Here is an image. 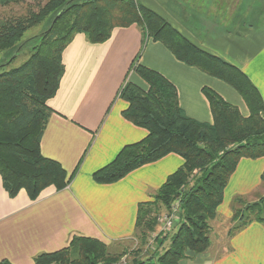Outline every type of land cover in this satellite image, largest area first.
<instances>
[{"label": "trees", "instance_id": "16d2710c", "mask_svg": "<svg viewBox=\"0 0 264 264\" xmlns=\"http://www.w3.org/2000/svg\"><path fill=\"white\" fill-rule=\"evenodd\" d=\"M20 1L25 0H0V6ZM43 22L48 23L47 28L36 36L39 43L29 57L7 69L21 51L24 34ZM134 24L142 30L144 44L150 39L161 42L181 62L229 84L250 111L249 116L242 115L214 89L204 87L214 122H199L185 114L172 82L136 63L133 67L148 87L128 82L120 90L119 95L128 102L123 116L146 128L148 135L125 145L93 178L98 183H113L169 153L182 156L183 165L153 194V200L139 204L136 237L142 246L147 245L150 234L161 224L160 212L171 208L174 200L181 222L171 233L156 237L161 251L139 257V248L127 264H183L210 248L212 221L240 159L264 156V100L240 68L200 48L138 0H36L34 6L28 5L27 13L0 18V53L11 54L0 65V175L11 197L25 189L32 200L49 186L61 190L71 183L75 173L68 174L60 162L41 152L52 114L47 101L56 94L65 70L63 51L78 33L92 43H102L114 28ZM244 201L242 196L234 199L229 237L253 222L264 224V195L239 208ZM121 258L105 242L76 235L67 247L38 254L35 263L123 264ZM0 264L12 263L2 260Z\"/></svg>", "mask_w": 264, "mask_h": 264}, {"label": "crops", "instance_id": "0c3cea01", "mask_svg": "<svg viewBox=\"0 0 264 264\" xmlns=\"http://www.w3.org/2000/svg\"><path fill=\"white\" fill-rule=\"evenodd\" d=\"M167 19L200 48L237 66L248 75L264 100V0H138ZM65 67L41 141L45 157L61 163L71 183L45 188L32 200L25 189L11 197L0 175V262L36 264L35 257L67 247L74 236L97 238L106 244L136 238L138 207L184 163L169 153L113 183H98L93 174L120 150L148 135V130L123 116L128 102L119 94L133 82L147 88L136 72L144 65L174 84L185 114L199 122H214L204 87L218 92L244 116L249 108L229 84L178 60L161 42L144 44L136 24L114 28L102 43L75 35L62 55ZM264 191V156L243 157L224 190L218 216L212 221L210 248L183 264H264V224L253 222L228 236L234 199ZM176 226V224L174 225ZM222 246H226L222 251ZM223 252V253H220Z\"/></svg>", "mask_w": 264, "mask_h": 264}, {"label": "rangeland", "instance_id": "374dc122", "mask_svg": "<svg viewBox=\"0 0 264 264\" xmlns=\"http://www.w3.org/2000/svg\"><path fill=\"white\" fill-rule=\"evenodd\" d=\"M36 4V0H25L20 1L19 3H11L9 6L2 7L0 6V18L9 16V15H18V14H25L27 13L28 5L34 6ZM48 23L43 22L37 26H34L30 28L23 36L22 38V45L19 47L21 49L19 55L17 56L16 60L10 65L7 66V69L17 67L21 63H23L31 54L32 48L39 43V39L36 38V36L40 35L42 32H44L47 28ZM11 54L9 52L0 53V65L7 62L8 59H10ZM264 195V191L261 193H258L255 197L250 198L249 200H245L242 204H239V208H244L246 203L257 201L260 197ZM177 200H174L172 203L171 208L168 210H163L160 213V218L164 216H170L173 215L176 216L174 224H178L181 222V219L179 218L180 208L175 205ZM159 218V219H160ZM239 223V222H237ZM233 225V224H232ZM174 228V227H173ZM176 230L173 229L172 232ZM168 233H171L168 232ZM164 234H167L165 229L162 230V223L157 227V229L150 234L149 239L147 241V245L142 246L141 239L137 236L135 239L132 240H125V241H117L110 243V251L113 253H117L122 256L121 262L123 264L131 263L132 259L136 255L139 248L142 249V252L139 257H143L146 254L153 253L154 251H161L162 247L157 243L156 237L159 235V237L164 236ZM160 237V238H161ZM215 238L214 235L212 237ZM226 246H222V251H224ZM220 253H223L220 251Z\"/></svg>", "mask_w": 264, "mask_h": 264}, {"label": "built area", "instance_id": "2783aa9c", "mask_svg": "<svg viewBox=\"0 0 264 264\" xmlns=\"http://www.w3.org/2000/svg\"><path fill=\"white\" fill-rule=\"evenodd\" d=\"M178 207V203L176 202L175 204ZM176 214L175 216L170 215V216H164L160 218V222L162 223V230L165 229L166 232L170 231L174 227V222L176 219Z\"/></svg>", "mask_w": 264, "mask_h": 264}]
</instances>
